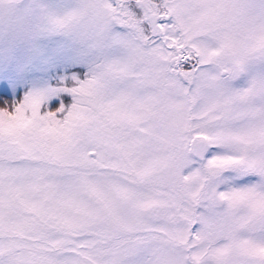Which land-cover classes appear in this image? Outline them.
Segmentation results:
<instances>
[{"label":"snow or ice","instance_id":"snow-or-ice-1","mask_svg":"<svg viewBox=\"0 0 264 264\" xmlns=\"http://www.w3.org/2000/svg\"><path fill=\"white\" fill-rule=\"evenodd\" d=\"M0 264H264V0H0Z\"/></svg>","mask_w":264,"mask_h":264}]
</instances>
